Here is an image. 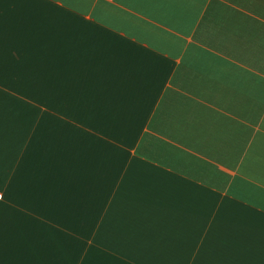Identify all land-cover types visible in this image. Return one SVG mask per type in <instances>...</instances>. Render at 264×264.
I'll use <instances>...</instances> for the list:
<instances>
[{
	"label": "crops",
	"instance_id": "0c3cea01",
	"mask_svg": "<svg viewBox=\"0 0 264 264\" xmlns=\"http://www.w3.org/2000/svg\"><path fill=\"white\" fill-rule=\"evenodd\" d=\"M0 264H264V0H0Z\"/></svg>",
	"mask_w": 264,
	"mask_h": 264
}]
</instances>
